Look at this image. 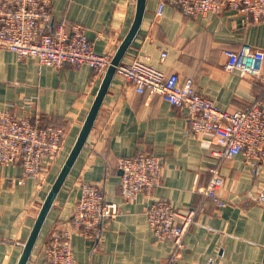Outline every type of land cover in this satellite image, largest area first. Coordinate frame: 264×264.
Here are the masks:
<instances>
[{
	"label": "crops",
	"instance_id": "1",
	"mask_svg": "<svg viewBox=\"0 0 264 264\" xmlns=\"http://www.w3.org/2000/svg\"><path fill=\"white\" fill-rule=\"evenodd\" d=\"M160 0H146L137 35L122 62L147 58L165 72L191 79L198 92L228 111L256 101L264 106V61L259 79L227 71L226 48L249 45L264 52V21L248 22L238 12L222 10L187 17ZM136 0H50L51 29L61 21L80 23L94 51L113 56L126 35ZM166 57L161 60V53ZM104 73L86 65L41 66L0 49V112L41 117L64 126L63 150L39 178H25L18 163L0 166V264H16L38 210L65 161L92 104ZM189 130L186 111L158 95L139 94L114 76L87 142L77 157L43 224L27 264H44L53 229L71 217L81 182L101 183L106 201L119 213L103 222L95 239L74 235L73 255L80 264H165L171 245L156 240L145 212L151 202L166 200L178 209L199 208L185 234V264H264V162L247 166L241 155L213 156ZM139 152L160 157L161 184L150 195L123 204L117 160ZM216 166L224 178L223 207L201 194Z\"/></svg>",
	"mask_w": 264,
	"mask_h": 264
},
{
	"label": "built area",
	"instance_id": "2",
	"mask_svg": "<svg viewBox=\"0 0 264 264\" xmlns=\"http://www.w3.org/2000/svg\"><path fill=\"white\" fill-rule=\"evenodd\" d=\"M165 5L191 18L227 9L238 12L248 22L264 21V0H160L157 16L162 14ZM51 20L50 0H0V49L14 53L19 59L33 58L41 66L79 68L86 65L95 75L105 72L112 56L94 51V44L82 24L61 21L51 31H45ZM223 53L227 58V71L260 78L264 61L262 50L244 44L236 50L226 48ZM165 57L166 53L162 52L160 59ZM115 75L139 94L149 92L184 109L190 132L203 140L213 156L231 159L241 155L251 168L264 162V106L260 101L243 109L224 110L201 95L191 79L162 71L149 64L147 58L121 61ZM66 138L64 126L45 124L38 115L31 118L2 111L0 166L18 163L22 168L19 184L25 178H39L44 175V168L55 162ZM117 168L123 204L133 202L141 193L150 195L162 181V161L148 152L119 158ZM208 172V181L200 192L216 207H223L225 201L219 190L224 178L216 166L210 167ZM198 211V207L175 208L166 200L151 202L147 207L145 215L154 238L171 245L165 264H185L182 261L184 238ZM118 213V204L106 201L101 183L81 182L70 219L53 229L45 245L44 264H80L73 255V236L97 238L103 222Z\"/></svg>",
	"mask_w": 264,
	"mask_h": 264
},
{
	"label": "water",
	"instance_id": "3",
	"mask_svg": "<svg viewBox=\"0 0 264 264\" xmlns=\"http://www.w3.org/2000/svg\"><path fill=\"white\" fill-rule=\"evenodd\" d=\"M145 3L146 0H136L135 2V12L132 23L126 35L124 36L116 51L114 52L109 66L104 72L99 88L81 125L78 135L58 174L56 175L53 183L51 184L43 202L41 203V206L38 210L31 230L24 242L21 254L16 264H27L29 261V258L37 242V239L39 237L43 224L47 218V215L58 193L60 192L67 176L69 175V172L73 167L77 157L79 156L82 148L87 142L88 135L94 125L95 119L101 108L104 97L115 76L116 66L122 61V58L124 57L126 51L128 50L129 46L131 45L132 41L138 33L145 13Z\"/></svg>",
	"mask_w": 264,
	"mask_h": 264
},
{
	"label": "trees",
	"instance_id": "4",
	"mask_svg": "<svg viewBox=\"0 0 264 264\" xmlns=\"http://www.w3.org/2000/svg\"><path fill=\"white\" fill-rule=\"evenodd\" d=\"M45 124H51L53 126H60V124H55V123H52V122H46Z\"/></svg>",
	"mask_w": 264,
	"mask_h": 264
},
{
	"label": "rangeland",
	"instance_id": "5",
	"mask_svg": "<svg viewBox=\"0 0 264 264\" xmlns=\"http://www.w3.org/2000/svg\"><path fill=\"white\" fill-rule=\"evenodd\" d=\"M116 76V75H115Z\"/></svg>",
	"mask_w": 264,
	"mask_h": 264
}]
</instances>
